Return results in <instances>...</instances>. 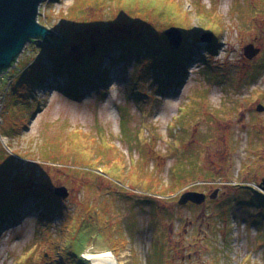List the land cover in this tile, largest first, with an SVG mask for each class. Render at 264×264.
Here are the masks:
<instances>
[{
	"label": "rangeland",
	"instance_id": "rangeland-1",
	"mask_svg": "<svg viewBox=\"0 0 264 264\" xmlns=\"http://www.w3.org/2000/svg\"><path fill=\"white\" fill-rule=\"evenodd\" d=\"M120 13L121 24L110 22ZM37 20L74 58L140 27L164 45L173 21L189 25L191 47L183 70L168 73L159 54L119 61L105 85L73 98L52 80L16 92L28 64L49 62V42L26 45L0 75V193L41 189L64 213L25 209L4 224L0 264H62L68 244L85 259L111 252L117 264H264V197L178 204L185 191L212 193L264 163V0H43ZM249 43L260 49L252 59Z\"/></svg>",
	"mask_w": 264,
	"mask_h": 264
},
{
	"label": "trees",
	"instance_id": "trees-1",
	"mask_svg": "<svg viewBox=\"0 0 264 264\" xmlns=\"http://www.w3.org/2000/svg\"><path fill=\"white\" fill-rule=\"evenodd\" d=\"M120 16L110 22L116 21L114 23L121 24L126 17L122 14ZM126 23L128 25L135 23V26H139L143 22L141 19H136V21L127 20ZM174 23L173 21L168 23V25L176 26L173 25ZM184 26H182L183 28L179 27L182 30V43L177 49L170 46L164 34L161 35L162 39L167 42L162 45L159 38L155 37L145 27H140L139 33L107 35L95 51L86 48L83 55L78 58H74L69 54V47L62 48L63 43L60 42V39L56 38V41L52 39L49 43L50 46H44V51H46L49 58L48 65L44 66L38 61L28 64L16 80V92L18 91L17 88L20 87V89H25L30 93L37 86H42L46 81L52 80L53 82L47 85L56 86L65 95L79 98L84 90L97 89L107 83L109 65L125 60L137 62L147 56L156 54H159L161 60H164L168 65V73L183 70L184 62L189 58L191 47L183 44L184 40L189 39V29L186 28L189 25ZM210 32L213 33L211 30ZM209 47L213 48V43ZM105 60L108 63L105 64V67H101ZM79 168L90 170L88 166ZM21 189L16 192L3 191L0 193V228L8 222L16 220L20 212L25 209L33 208L40 217L64 213L58 198L50 195L47 191L37 190L32 187H23ZM162 195L164 194L162 193ZM261 202L264 205V198H261ZM95 210H98V208ZM96 217H93L92 224H94ZM82 227L86 228L85 225ZM66 246L69 248L67 252L63 251L64 249L62 252H58L62 264H90L87 259L80 255V249L76 251L71 245L68 244Z\"/></svg>",
	"mask_w": 264,
	"mask_h": 264
},
{
	"label": "water",
	"instance_id": "water-1",
	"mask_svg": "<svg viewBox=\"0 0 264 264\" xmlns=\"http://www.w3.org/2000/svg\"><path fill=\"white\" fill-rule=\"evenodd\" d=\"M43 0H0V75L13 69L17 60L22 55L27 44L32 41L49 42L54 37L58 38L55 30H50L41 24L37 18L39 7ZM57 32V33H56ZM163 34L167 37L172 48H179L182 43V30L177 26L165 28ZM57 35V36H56ZM210 32H205L201 38H211ZM244 55L248 59L254 58L260 49L252 43L245 45ZM258 112L264 110L262 104L256 106ZM53 193L56 196L65 198L68 191L65 186L55 187ZM206 194L198 191H185L178 199L179 205H186L191 202L195 205L205 203ZM216 198V193L210 195V199ZM114 257V256H113ZM90 264H117V261L110 256H97L86 258Z\"/></svg>",
	"mask_w": 264,
	"mask_h": 264
},
{
	"label": "flooded vegetation",
	"instance_id": "flooded-vegetation-1",
	"mask_svg": "<svg viewBox=\"0 0 264 264\" xmlns=\"http://www.w3.org/2000/svg\"><path fill=\"white\" fill-rule=\"evenodd\" d=\"M264 112V110L262 111ZM255 146H259V145H255ZM259 156H263L264 159V152L262 151ZM261 167L259 169H257L256 173H254V176L252 178H246L243 179L242 181H239L237 183H222L220 187H217L212 193H208L209 191H204L203 193L206 194V200L205 203L208 199H210V195L211 194H215L216 193V198L221 194H226L228 192H233V193H237V192H246L249 194H256L259 195L261 197H264V163L263 165H260ZM205 183V182H204ZM228 188H230L228 190ZM228 190V191H227ZM193 191H197L194 190ZM198 192H202V191H198ZM214 198V199H216ZM192 204L191 202L187 203ZM186 204V205H187ZM194 205V204H192Z\"/></svg>",
	"mask_w": 264,
	"mask_h": 264
},
{
	"label": "bare ground",
	"instance_id": "bare-ground-1",
	"mask_svg": "<svg viewBox=\"0 0 264 264\" xmlns=\"http://www.w3.org/2000/svg\"><path fill=\"white\" fill-rule=\"evenodd\" d=\"M97 256H110L111 258H114L113 257L114 255L111 252H103L99 254H92V253L87 254V258L97 257Z\"/></svg>",
	"mask_w": 264,
	"mask_h": 264
}]
</instances>
